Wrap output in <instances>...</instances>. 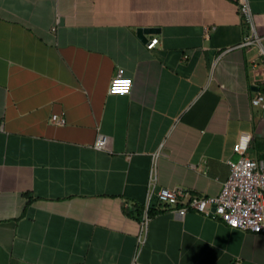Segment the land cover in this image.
<instances>
[{"label": "crops", "instance_id": "0c3cea01", "mask_svg": "<svg viewBox=\"0 0 264 264\" xmlns=\"http://www.w3.org/2000/svg\"><path fill=\"white\" fill-rule=\"evenodd\" d=\"M250 4L253 24L238 0H0V264H264V235L158 201L219 194L242 133L264 159Z\"/></svg>", "mask_w": 264, "mask_h": 264}, {"label": "built area", "instance_id": "2783aa9c", "mask_svg": "<svg viewBox=\"0 0 264 264\" xmlns=\"http://www.w3.org/2000/svg\"><path fill=\"white\" fill-rule=\"evenodd\" d=\"M239 10L249 24H253V13L250 0H238ZM157 42L154 39L152 47ZM260 42L255 39L248 43ZM264 51V46H262ZM133 88V79L126 75L123 68H118L111 81L109 92L114 94H129ZM126 89V90H125ZM264 101V94L253 98V105ZM52 122L66 123V119L53 115ZM253 137L249 133H242L234 146L238 158L228 160L230 174L223 183L219 194L214 196H191L182 188H162L158 192L159 201L167 207H176L179 215L184 216L187 211L194 209L222 219L228 226L256 234L264 235V159L252 156ZM109 137L100 134L95 142L98 149H106ZM147 217L140 237L144 236ZM142 242V241H141Z\"/></svg>", "mask_w": 264, "mask_h": 264}, {"label": "trees", "instance_id": "16d2710c", "mask_svg": "<svg viewBox=\"0 0 264 264\" xmlns=\"http://www.w3.org/2000/svg\"><path fill=\"white\" fill-rule=\"evenodd\" d=\"M158 201H159V199H158ZM159 203H161L160 201H159ZM144 208V207H143ZM144 210V209H143ZM143 210L141 211L140 210V212H141V217L143 216ZM156 211H155V209H154V206L152 207L151 205L149 206V208H148V214H149V216H152L154 213H155Z\"/></svg>", "mask_w": 264, "mask_h": 264}, {"label": "snow or ice", "instance_id": "6c2138e0", "mask_svg": "<svg viewBox=\"0 0 264 264\" xmlns=\"http://www.w3.org/2000/svg\"><path fill=\"white\" fill-rule=\"evenodd\" d=\"M126 90V89H125Z\"/></svg>", "mask_w": 264, "mask_h": 264}]
</instances>
